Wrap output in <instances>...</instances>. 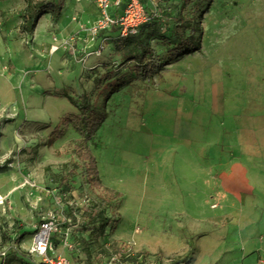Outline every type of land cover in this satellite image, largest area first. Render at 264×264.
I'll list each match as a JSON object with an SVG mask.
<instances>
[{
  "label": "rangeland",
  "instance_id": "rangeland-1",
  "mask_svg": "<svg viewBox=\"0 0 264 264\" xmlns=\"http://www.w3.org/2000/svg\"><path fill=\"white\" fill-rule=\"evenodd\" d=\"M141 1L170 23L181 10L195 17L202 47L174 57V36L166 30L151 44L167 64L152 77L131 79L133 63L124 59L117 28L95 36L90 31L98 15L93 0H66L62 14L43 15L32 34L19 31L26 1L0 0V163L9 160L0 171V252L9 248L8 256L14 255L10 245L21 233L16 247L29 246L43 217L55 210L53 243L79 264H118L113 256L128 242L132 253L122 257L128 264H264V246L240 239L252 224L246 216L264 209V193L236 200L221 190L210 197L211 207L222 212L209 220L220 237V244L204 242L211 260L199 259L196 250L166 256L147 249L154 209L175 205L156 180L187 188L186 206H199L200 191L192 187L196 176L214 173L211 159L218 154L211 145L220 140L214 122L238 128L221 134L220 158L251 156L264 171V0H198L197 8L181 0ZM64 93L86 94L99 104L110 93L108 116L88 142L104 185L119 193L109 205H101L104 190L88 183L72 157L81 134L71 116L79 111ZM244 142L251 152L233 145ZM134 181L142 188L134 189ZM156 191L162 196L154 197ZM97 211L119 223L92 222ZM160 217L164 233L171 216ZM175 220L194 232L190 241L196 242L195 216L176 214Z\"/></svg>",
  "mask_w": 264,
  "mask_h": 264
},
{
  "label": "trees",
  "instance_id": "trees-1",
  "mask_svg": "<svg viewBox=\"0 0 264 264\" xmlns=\"http://www.w3.org/2000/svg\"><path fill=\"white\" fill-rule=\"evenodd\" d=\"M25 1L26 6L21 15L22 22L19 25V31L32 34L43 15L50 13L54 18H58L64 10L66 0ZM181 2L183 7L191 5L192 8H197L200 4L198 0H181ZM147 10L150 15L149 21L142 24L136 33L126 37L119 36L120 41L124 45V59L133 63L134 75L130 77L131 79L152 77L167 64L151 44L152 39H162L166 34V30H169L171 35L174 36L172 40L174 44V57L192 53L202 47L200 22L196 21L195 17L186 15L181 10L172 18V23H170L161 16L160 12L150 10L149 8ZM128 81L119 83L114 87L113 91L118 90ZM64 96L68 97L79 111L71 116V121L76 130L81 134V143L75 145L71 150L72 157L80 160V166H82L88 183L104 190L105 193L100 196L101 205H109L112 199L117 197L119 193L104 185L100 176L97 158L88 142L94 138L97 130L108 116L106 102L110 97V93H107L105 100L100 104L97 101L91 102L86 94L74 97L69 93H64ZM62 134L63 132L60 131L57 133V136ZM73 164L77 166L76 163ZM8 166L9 160L0 163V171L6 170ZM73 170H76V168L74 167ZM97 220H103L105 223L111 221L113 227L119 223V219L114 217H103V211L95 213L92 222H96ZM23 235V233L18 234L13 243L21 241ZM190 249H192V246H190Z\"/></svg>",
  "mask_w": 264,
  "mask_h": 264
},
{
  "label": "crops",
  "instance_id": "crops-1",
  "mask_svg": "<svg viewBox=\"0 0 264 264\" xmlns=\"http://www.w3.org/2000/svg\"><path fill=\"white\" fill-rule=\"evenodd\" d=\"M49 14V13H48ZM47 15V14H46ZM42 19V17H41ZM40 19V20H41ZM39 20V22H40ZM38 22V23H39ZM213 117L218 118V113L216 110H213ZM205 116V113H203ZM229 117H233L231 114H228ZM225 125L222 126L221 122H214L213 126L219 127L220 130V140L213 139L212 141V150L218 154V157H212L211 164L213 166L214 173L213 175L203 174V177L196 176L197 182L196 185L192 187V190H196V192L200 193L199 195V206L197 208H190L186 206V200L188 189H184V187L179 188L178 190L174 187H170L166 182L162 181L160 178L156 180L158 183V191H162L163 187H165L166 198H170L172 203L175 204L172 208H167L168 210H163L160 207H156L153 211V216H151V237H153L152 241H149L151 246L147 247L152 252H157L160 255H179L184 254L188 251L196 250V256L198 258H203V256H207V260H211V257L204 253V242L207 241H216L218 244L220 241L215 240V238L219 239V235L216 234L217 231L215 224L209 222V220L215 218L216 214L222 213L219 209L216 210L210 205V197L218 196L219 192L222 190L225 196H228L232 199L242 198L246 193H264V171L262 170L261 165L256 164L251 160V156L249 157H239V158H220L219 152L222 148V138L221 134L225 133L224 130L235 129L238 128L235 126H231L233 124L232 121H225ZM226 128V129H225ZM239 131V130H238ZM230 132V130H229ZM232 133L230 132V135ZM204 138V135L200 137V139ZM229 137L227 142H230ZM232 140V139H231ZM220 141V142H218ZM233 142V141H231ZM250 144V143H248ZM247 142L244 143H234L233 145L240 150V152H251L249 150V145ZM204 150V145L202 146ZM244 154V153H243ZM202 158V157H201ZM200 158V159H201ZM203 159V158H202ZM193 161V160H192ZM194 164V162H193ZM218 172H223L222 175L218 176ZM206 176V177H205ZM162 183L164 185H162ZM183 185V184H182ZM183 188V190H182ZM156 191L154 197H161V193ZM177 204V205H176ZM241 208V207H240ZM242 210V208H241ZM240 210V212H241ZM169 214L171 216L169 224H166L167 231H163V225L160 224V215L161 214ZM245 213V212H244ZM176 214H182L185 218L188 219L189 215H194L197 222L196 234H198L195 239L196 242H191L190 236H193V231H189L184 225L175 220ZM167 217H165L166 219ZM169 220V219H168ZM202 221V222H201ZM245 222L252 223L247 226L245 230L241 231L240 239L242 245H262L264 246V209L260 208L256 212L252 213V216H246ZM154 223V225H153ZM165 226V225H164ZM191 234V235H190ZM121 238H135V236H128L119 234ZM253 236H255V240H253ZM261 236V237H260ZM220 240V239H219ZM143 244V243H142ZM220 244V243H219ZM192 246V249H190ZM215 253V251H214ZM203 254V256H202ZM215 254L212 255L214 257Z\"/></svg>",
  "mask_w": 264,
  "mask_h": 264
},
{
  "label": "built area",
  "instance_id": "built-area-1",
  "mask_svg": "<svg viewBox=\"0 0 264 264\" xmlns=\"http://www.w3.org/2000/svg\"><path fill=\"white\" fill-rule=\"evenodd\" d=\"M98 10L95 23L90 27L95 36L102 30L116 27L120 37H126L138 31L139 27L149 21L150 15L141 0H93ZM59 215L55 210H50L36 227L32 242L29 246L21 242L20 247L15 246V253L8 256V249L0 252V264H79L70 256L57 251L53 243V234L58 227ZM132 243H122L121 249L113 256L118 264H128L122 258L132 253ZM60 246V245H59Z\"/></svg>",
  "mask_w": 264,
  "mask_h": 264
},
{
  "label": "bare ground",
  "instance_id": "bare-ground-1",
  "mask_svg": "<svg viewBox=\"0 0 264 264\" xmlns=\"http://www.w3.org/2000/svg\"><path fill=\"white\" fill-rule=\"evenodd\" d=\"M39 29H40V22L38 23V25H37V27H36V29H35V33H38V32H39ZM99 166L102 168L101 165H99ZM116 178H117V177H116ZM133 188H134V189H141L142 186H141L140 182H138V181H134V182H133ZM146 195H147V193H146ZM0 198H2L1 195H0Z\"/></svg>",
  "mask_w": 264,
  "mask_h": 264
}]
</instances>
